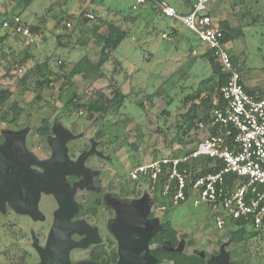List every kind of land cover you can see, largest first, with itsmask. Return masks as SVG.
<instances>
[{
	"label": "rangeland",
	"instance_id": "rangeland-1",
	"mask_svg": "<svg viewBox=\"0 0 264 264\" xmlns=\"http://www.w3.org/2000/svg\"><path fill=\"white\" fill-rule=\"evenodd\" d=\"M56 1L58 4L54 5ZM86 1L88 6L85 2L78 7L77 0H34L28 7L19 9L17 2L13 0H0V18L5 15L19 16L24 22L30 24L45 17L41 34L29 38L26 43L32 58L22 66L23 70L17 71L12 66L7 73L4 70L0 51V88L10 89L12 94L8 103L15 102L18 108L23 110L13 124L19 132L20 130L25 132L27 139L36 141V130L40 128L41 121L49 119L52 130L68 133L66 146L70 154L78 152V145L90 147L101 122L103 124L111 123L113 126L106 130V134L109 137L116 136V139L110 145V150L103 155L104 157L97 156L92 160L99 164L95 171L102 177L103 183L106 184L108 180H112V184H115L119 182L122 175L129 173L135 167L134 164L137 160L144 163L164 156L170 151H177L181 146L177 144V136L171 128L168 131L166 128L175 123L174 118L177 114L175 109L179 106L182 98L192 88H196L200 80L210 76L211 69L208 62L200 56L188 57L189 46L201 45L203 48L205 46L200 44L198 39L178 22L175 24L189 37V44L183 37L172 40V34L169 35L168 31L173 26L172 21L174 20L152 14L151 10H129L130 2L127 0H96L91 6V0ZM165 1L177 11L181 9L182 3L188 4L192 0ZM210 8L214 14V20L219 24L221 21H227L230 28L235 29V33L230 38L229 52L242 70L241 75L246 78L250 89H259L264 95V24L261 22L254 26H246L250 22L251 15L260 14L262 16L264 14V0H211ZM64 11L72 16H77L84 11L91 17L92 15H102L106 18H113L117 23L125 25V28L130 24L122 23L120 15H126L129 12L134 15L139 11L138 14L143 17L144 13L150 12L149 19L142 22L138 20L136 25L131 28L128 37L114 52V56L121 62L124 70L130 74L128 78L122 73L123 71L119 72L118 70V74L114 76L121 91L125 95H129L125 100L124 108L117 117L102 119L95 115L91 120H87L85 111L75 110L70 113L63 111L64 104L68 99L67 82L63 77L52 76V84L43 87L42 100L38 103L33 101L34 95L31 92H23L18 86V80L35 62H41L47 56H61L66 53L64 49L56 47L55 39L57 32L60 33L61 28L64 27L65 21L69 22L70 20L69 17H66L63 22L60 21L59 28L55 27L57 17L64 15ZM84 15L82 14V16ZM73 25L74 23L71 27L65 28L67 32L72 30ZM237 27L241 28L240 32L236 30ZM4 33L0 28V36ZM164 33L167 34L166 38H162ZM9 38L3 48L4 51L11 53L15 49L19 52L25 47L13 41V34ZM7 47H11V50H8ZM198 48L199 51H206ZM85 53L94 64H99L102 60L100 49L93 44V41L89 42ZM79 56L78 52L71 53L68 59L70 62L65 65L64 72L67 73L71 70V64ZM65 58L64 56L60 61H67ZM52 69L56 71L53 66ZM103 69L107 77H111L113 69L117 70L118 68H113L108 62L104 64ZM73 83L79 101L85 104L89 102V93L97 88L105 89L106 87V82L103 80L96 81L92 78L85 81L80 76H75ZM148 95H151V101L147 99ZM169 101L171 105H168ZM139 102H142V108L137 106ZM186 107L180 108L178 114L183 113ZM5 108L0 107V114L10 119L13 115L11 113L4 115ZM163 117L167 118V122H163ZM162 130L165 135L160 133ZM190 145L192 144H188V147ZM115 149L118 150L114 152ZM85 193V191H77L74 197L75 201L78 202V194ZM139 199L140 205L143 207L147 197L143 195ZM41 206L50 221L51 215L56 209L53 197L44 196ZM164 214L165 216L162 217L171 221L175 229L178 230L181 252L186 254L203 252L210 256L217 252L218 256L214 257L218 259L228 256V264L232 262L264 264V260L254 254L255 251L251 250L249 253L242 254L237 249L231 248L227 229L223 231L214 229L212 213L208 206L193 207L190 203H186L167 209ZM39 223L26 217L0 214V264H11L16 261L13 257L15 248L27 255L24 264L39 263V252L43 247V241H38L36 237L38 236ZM47 224L48 221L44 227ZM45 235L46 232L40 233L41 240Z\"/></svg>",
	"mask_w": 264,
	"mask_h": 264
},
{
	"label": "trees",
	"instance_id": "trees-1",
	"mask_svg": "<svg viewBox=\"0 0 264 264\" xmlns=\"http://www.w3.org/2000/svg\"><path fill=\"white\" fill-rule=\"evenodd\" d=\"M17 2V8H26L34 0H13ZM158 0H146L145 4L139 8V11L142 9H149L155 15L162 16L154 8V2ZM86 2V0H77V6H81ZM90 6L93 5L96 0L90 1ZM57 5L58 1L55 2ZM20 4V6H19ZM85 6V7H86ZM54 7V6H53ZM52 8V7H51ZM78 9V8H77ZM15 11V9H13ZM131 10V9H129ZM136 12L132 15L130 12L126 15H120L121 22L124 24H130L127 28L125 25L117 23L113 18L107 19L102 15H92L91 19L87 18L85 15H88L87 12H80L77 16H72L67 14L64 11V15L57 17L55 22V27L59 28L60 21H64L65 18L69 17V22L65 21L64 27L61 28V32H57L55 36L56 47L64 49L65 54L61 56H47L41 62H35L34 65L26 70L22 77L18 80V86H20L23 92H31L34 95L33 101L38 103L42 100V89L43 87L50 86L53 82L52 76L55 78L63 77L67 82V94L68 99L64 104L63 111L70 113L72 111H85L87 120H91L95 115H98L102 119L104 118H114L117 117L120 111L124 108V103L129 95H125L121 91V87L117 84L114 76L118 74V70L123 71L122 73L125 76L130 77L124 68L121 65V62L114 56L115 50L120 46L122 41L126 39L131 32V28L136 25L138 18L141 17V14ZM82 14L84 16H82ZM96 14V13H95ZM119 15V14H118ZM245 16V15H244ZM249 16V14H246ZM19 17V16H18ZM163 17V16H162ZM45 17L37 19L35 23H26L21 19V24L24 28L28 30L29 36H23L20 33L13 35V41L16 44L25 46L20 49L19 52L13 49V52H6L3 50L7 40H9L11 33L8 30H3L5 33L0 36V51L1 57L4 63V70L8 73L12 66L15 70H23L24 66L31 58L32 54L29 52L26 43L29 38L34 37L37 34H41L43 24L45 22ZM165 18V17H164ZM250 22L246 26H254L255 24L261 23L264 24V14L251 15ZM112 19V20H111ZM93 20V22H91ZM9 22L12 24L13 17L5 15L0 18V28L2 27L3 22ZM74 23L71 31L67 32L68 27H71ZM105 26V29H103ZM221 30L223 31V42L229 44L231 35L235 33V29L230 28L226 22L220 25ZM2 29V28H1ZM238 32L241 31L240 27H237ZM90 41H93V44L100 49L102 55V60L99 64L92 63L89 58L86 56L85 49ZM8 50H11V47H7ZM207 50V49H206ZM78 52L80 56L76 61L73 62L72 68L69 72H64L65 65L70 62L68 59L71 56V53ZM229 52V50H228ZM192 55V50L189 49L188 57ZM231 62L234 68L242 74V70L237 66L234 56L229 52ZM66 57L64 62H61L60 59ZM198 56H194L196 58ZM202 59L206 60L211 69V75L207 78L200 80L196 88H192L191 91L186 94L179 103V106L176 107L175 111L179 112L180 108H185L186 110L181 114H176L174 118V124H170L166 128L168 131L170 128L174 131V134L177 136L179 148L174 151H170L167 154L175 152H181L186 150L188 144H194L195 141L201 136L199 133V125L207 124L211 112L214 109L222 110L225 107V102L222 100L220 95V89L223 87L228 79L226 74H223L218 64L214 61L212 57V52L207 50L206 53L200 56ZM27 61V62H26ZM60 61V62H59ZM59 62V64H58ZM110 62L112 67H117L118 69H113L111 77H107L106 72L103 69L104 64ZM53 68L56 71H53ZM127 73V74H126ZM75 76H80L83 80L88 81L93 78V80H103L106 82L105 89L97 88L93 90L89 97V102L87 104L81 103L75 93V87L73 83V78ZM246 93L256 98H263L264 95L257 89H247L244 87ZM12 91L10 89H1L0 88V107H6L3 110V114L6 115L11 113L13 115V122L17 121V118L22 114L23 110L18 108L17 103H8L9 98L11 97ZM151 95L147 96V99L151 101ZM215 104L213 105V102ZM170 104V101L168 102ZM137 106L142 108V102L137 103ZM128 120V119H127ZM163 122H167V118H162ZM127 122V121H126ZM113 126L111 123L103 124L101 122L98 130L94 136V142L100 144V150L105 155L110 150V145L113 144L115 137H109L106 134V130ZM40 134L51 133V122L49 119H43L41 121V126L38 129ZM164 131H160L163 133ZM222 130L215 128L208 131L209 135H221ZM164 134V133H163ZM165 135V134H164ZM192 142V143H191ZM191 146V145H190ZM118 150L115 149L114 152ZM142 161L137 160L134 166L142 164ZM207 164L210 165V161H207ZM220 166L215 164L213 167L203 168L201 167V172L198 175H205L208 173L216 172ZM122 179L126 181L127 184L122 182L119 184V187L115 188L117 190L120 198H135L138 199L143 195L147 197L145 201V207L149 208L151 205L159 204L164 205L167 209L175 207L168 201L165 197L162 196V188L165 183L164 176L157 177L154 181L146 179L143 183H134L128 179V172L125 175H122ZM231 179V178H230ZM137 185L139 187L137 188ZM182 203L177 205L181 206ZM178 234L177 230L171 228L169 222L162 223L160 231L157 233L156 237L158 243H163L164 241H170L173 246L178 245ZM228 240L231 243V248H235L240 253L245 254L253 251L254 254L258 255L261 259L264 260V218L261 223V227L258 231L253 230L250 227V224L247 220L240 219L230 222V229L227 230ZM192 244V242H189ZM221 245V244H220ZM160 251V257L164 256L166 253L163 250ZM173 260V264H207V261L214 256H218L217 252L212 253V256L207 253H193L186 254L184 252L178 251L172 254H169ZM26 254L20 251L18 248H15V253L13 257L16 259L15 262L11 264H24ZM227 257V261L229 257ZM116 254L113 255V264L116 263ZM13 260V259H12ZM231 264H240L232 262ZM248 264V263H247Z\"/></svg>",
	"mask_w": 264,
	"mask_h": 264
},
{
	"label": "built area",
	"instance_id": "built-area-1",
	"mask_svg": "<svg viewBox=\"0 0 264 264\" xmlns=\"http://www.w3.org/2000/svg\"><path fill=\"white\" fill-rule=\"evenodd\" d=\"M127 1L132 11L146 2ZM208 2L194 0L187 13H178L165 0L155 1L154 8L163 17L181 24L212 52L220 71L228 76L220 89L225 107L214 109L208 123L199 125L203 137L185 151L137 165L129 171L128 179L140 184L162 175L165 179L162 196L172 205L208 206L217 231L230 229V222L240 219L247 220L250 227L258 231L264 218V97L246 93L241 74L234 68L227 44L223 42V31L208 13ZM1 28L13 35L29 36L18 16H13L12 24L3 22ZM166 36L162 34V38ZM215 128L223 133L209 135L208 131ZM215 164L220 166L216 172L198 175L201 167ZM151 206L161 214L166 211L164 205Z\"/></svg>",
	"mask_w": 264,
	"mask_h": 264
},
{
	"label": "flooded vegetation",
	"instance_id": "flooded-vegetation-1",
	"mask_svg": "<svg viewBox=\"0 0 264 264\" xmlns=\"http://www.w3.org/2000/svg\"><path fill=\"white\" fill-rule=\"evenodd\" d=\"M14 123L12 116L7 119L0 114V214H13L40 222L36 237L38 241H43L42 249L45 248L60 206L56 197L47 193L40 183L48 179L46 163L52 158L54 148L63 144L68 161L76 164V173L61 177V181L67 183L71 200L76 205V211L67 221L69 225H77L74 233L68 236L71 243L67 253L68 264H113L114 253L117 256L115 264H118L117 233L128 229H137L140 243L144 241L143 237L147 238L146 249L138 256L147 253L156 260V264H173L169 254L178 252L181 246H173L170 241L158 243L156 235L164 222L177 229L171 221L163 218L164 213L161 215L153 206L141 207L139 198H120L114 189L122 182L127 184L122 177L115 184L112 180L103 183L102 177L95 171L99 164L92 160L97 156L104 157L100 144L93 141L89 148L78 145V152L70 154L66 146L68 133L53 129L51 133L40 134L37 129L35 141L27 139V134L19 132ZM77 191L86 192L78 194V202L74 199ZM44 196H52L56 203L50 221L41 209ZM42 231L46 232L43 240L40 236ZM160 249L166 253L162 258H159Z\"/></svg>",
	"mask_w": 264,
	"mask_h": 264
},
{
	"label": "water",
	"instance_id": "water-1",
	"mask_svg": "<svg viewBox=\"0 0 264 264\" xmlns=\"http://www.w3.org/2000/svg\"><path fill=\"white\" fill-rule=\"evenodd\" d=\"M80 164H77L79 166ZM75 165H72L66 156V149L55 147L52 158L46 163L48 179L40 183L47 193H52L60 206L54 223L50 229L45 248L40 250L38 264H68L67 253L71 248L68 236L75 231L77 225L67 224L71 215L76 211V205L71 200V191L67 190V183L61 181L65 174H74ZM136 230L128 229L117 233L118 238V264H156V260L147 253L143 256L137 254L146 249L147 238L143 237L140 243ZM181 247H179V251ZM207 264H228L227 257H211Z\"/></svg>",
	"mask_w": 264,
	"mask_h": 264
},
{
	"label": "crops",
	"instance_id": "crops-1",
	"mask_svg": "<svg viewBox=\"0 0 264 264\" xmlns=\"http://www.w3.org/2000/svg\"><path fill=\"white\" fill-rule=\"evenodd\" d=\"M194 0H192L191 2H189L188 4H183L182 3V6H181V9L180 10H177V12L178 13H187L189 10H190V8H191V5H192V2H193ZM210 2H211V0H209V2H208V13H209V15H210V17L212 18V20L217 24V26L218 27H220V25L222 24V23H224V22H227V21H221V23L219 24L216 20H214V18H213V11L211 10V8H210ZM146 10V9H145ZM147 10H149V9H147ZM149 11L148 12H146V13H144L143 14V17H139L138 18V20L139 21H143V20H148L149 19ZM152 13V12H151ZM153 14V13H152ZM173 22V26L170 28V30L168 31V34L170 35V34H172V40H176V39H178V38H180V37H183L184 38V40L189 44V37H187L186 36V33H184L183 31H181V29L175 24V22L176 21H172ZM227 24V23H226ZM228 25V24H227ZM229 26V25H228ZM230 27V26H229ZM187 32V31H186ZM189 32V31H188ZM183 33L185 34L184 36H183ZM191 33V32H190ZM199 45V44H198ZM229 44H227V48H228V50H229ZM190 48L189 49H191L192 50V54L194 55V56H201L202 54H204V53H206V47H202L201 45H199V46H196V47H193V46H189ZM198 47H200V48H202V50L203 49H205L206 51H199L198 49ZM193 55H191L190 57L191 58H193L194 56ZM241 77H244V76H242L241 75ZM243 84H244V86L247 88V89H250V87L247 85V82H246V78L244 77L243 78ZM253 89H256V88H253ZM251 90V89H250ZM257 90V89H256ZM259 90V89H258Z\"/></svg>",
	"mask_w": 264,
	"mask_h": 264
}]
</instances>
